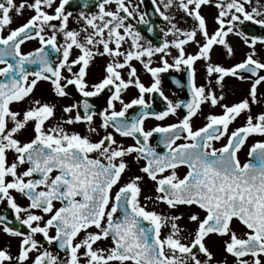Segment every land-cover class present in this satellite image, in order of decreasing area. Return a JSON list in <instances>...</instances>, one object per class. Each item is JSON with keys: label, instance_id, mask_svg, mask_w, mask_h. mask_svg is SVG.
<instances>
[{"label": "snow or ice", "instance_id": "obj_1", "mask_svg": "<svg viewBox=\"0 0 264 264\" xmlns=\"http://www.w3.org/2000/svg\"><path fill=\"white\" fill-rule=\"evenodd\" d=\"M76 3L74 14L73 0H0V235L17 241L14 253L0 247V264H264V108L252 111L264 34L243 27L264 30V0ZM230 36L243 56L214 61L217 48L235 57ZM198 64L206 83H197ZM169 70L184 74L171 82L186 99L165 95ZM226 78L247 83L246 95L224 103ZM41 83L51 99L34 95ZM206 105L220 111L194 127ZM213 237L223 259L208 246Z\"/></svg>", "mask_w": 264, "mask_h": 264}, {"label": "flooded vegetation", "instance_id": "obj_2", "mask_svg": "<svg viewBox=\"0 0 264 264\" xmlns=\"http://www.w3.org/2000/svg\"><path fill=\"white\" fill-rule=\"evenodd\" d=\"M70 11H73V13L75 14L77 11H79V6L76 3V0H73V4L70 6L69 8ZM91 10H94L91 9ZM212 12L213 9L210 8H205L203 10V14L208 18V23L210 25V29L212 27L213 24V19H212ZM28 16V13L25 12V14L23 16L20 17H14L13 23L11 25V27H16L19 24L23 23L26 19V17ZM211 20V22H210ZM69 27H76V24L74 21H70L69 22ZM245 31L249 32V33H254V34H264V30L260 29L259 26L256 25H252L251 22H246L245 25L243 26ZM230 42L233 44V46L235 47V51H236V55L233 59H228L231 63H233L236 60H239L244 52L246 51V49L243 47V45H241L238 41V38L235 36H230L229 37ZM154 43L156 41H153ZM38 46L36 44L35 41L31 42V43H25L24 47V51H29L32 48ZM219 49V48H217ZM217 49L213 52H217ZM220 50V49H219ZM189 51H192V48H189ZM104 61L100 58H97L95 64L93 65L91 74L89 79L90 80H94L99 74H100V70H101V66L103 65ZM231 63H226L225 65H230ZM224 64V63H223ZM199 65V64H198ZM197 65V69H198V73H197V83H206V81L202 80V77L204 76V72L203 69L201 68V66ZM139 67V66H138ZM141 75V79L145 84H148L150 82V77L146 74L143 73V71L140 72ZM172 77H176L177 79H181L183 81V77L184 74L183 73H176L173 70H169V72L167 73H163L162 74V80H163V91L165 93V95H167L170 99H177V98H181V99H186L187 98V90L186 89H180L177 88L175 85L172 84L171 82V78ZM228 84L229 88H224V95H225V100L223 101L224 103H233L236 102L237 100H239L240 98H242L243 96L246 95L245 89L248 87L247 83L244 82H240L237 81L233 78H226L224 81V84ZM46 85L44 83H41L38 85V87L35 90L34 95L36 97H40L42 99H44V97L49 99V95L47 93V91L45 89H43V86ZM219 93V91H217ZM135 94V90L134 89H130L129 92L127 93V95L125 96V99H129L131 98L133 95ZM260 95H261V103H264V86L261 87L260 90ZM74 97H72L71 95L68 98H65V102L69 103L71 102V100ZM94 103L97 105V108H100L104 105V98L100 97V98H94ZM14 107H24V105H16ZM154 110H160L162 108V103L159 99H157L153 105ZM262 108H264V104L259 105V106H254L252 111L253 113L258 112L259 110H261ZM209 111H213V112H218L220 111L218 108L217 109H210L207 105L204 107V111L201 113L200 116H198L197 118L194 119L193 124L194 127L195 126H199L202 122H203V116L204 114H206ZM175 117H171L169 120L165 121V123L168 122H174L175 121ZM243 120V117H241L240 119H238L233 125L232 127H236L238 126ZM157 123L156 121L153 120H149L148 124L152 125ZM77 130L79 131H83V126H77ZM28 133L25 132L24 136H27ZM24 138V137H22ZM258 137H253V140L257 139ZM131 141H126V143H130ZM252 142V140L249 141V144ZM219 146V145H217ZM247 148H245L244 150H242L239 154L241 161H245L246 159H248L247 155ZM137 169L135 166L132 167L131 172L130 173H126L125 174V179H127L128 175H131L132 173L136 172ZM184 169L181 168L180 169V173H183ZM123 182V181H122ZM151 188V182H148L145 185V193H148L150 191ZM20 203H23L22 199H19ZM143 202V201H142ZM149 207L151 208L152 205H149ZM4 205L0 204V209H3ZM164 206L161 205L159 208H157V211H161L163 210ZM16 244L17 241L15 239H11L8 237H5L3 235H0V247H4V246H9L10 245V250L14 253L16 251ZM221 245V243H219ZM212 248V246H211ZM217 249L216 246H213V250ZM221 252V248L220 251H216V256L218 258L219 254ZM231 258V257H230Z\"/></svg>", "mask_w": 264, "mask_h": 264}, {"label": "rangeland", "instance_id": "obj_3", "mask_svg": "<svg viewBox=\"0 0 264 264\" xmlns=\"http://www.w3.org/2000/svg\"><path fill=\"white\" fill-rule=\"evenodd\" d=\"M210 22H211V20H210ZM161 22L159 21V24H160ZM209 24V23H208ZM182 26H184V27H187V25H182ZM209 27H210V25H209ZM210 29V28H209ZM212 59L214 60V61H218V62H221V63H224V64H226V63H231L229 60H228V58H226V57H224V56H222L221 55V50H219V49H217V52H213L212 53ZM198 66H201L200 64L198 65ZM204 77V76H203ZM203 77H202V80H204L203 79ZM224 88H229V85L226 83V84H224ZM43 89H45L46 91H47V93H48V95H49V92H48V86L47 85H44L43 86ZM217 91H220L219 89H217ZM44 99H48V98H46V97H44ZM49 99H51V97H50V95H49ZM57 103H58V107L60 106V105H63V104H66V102H65V100L63 99V100H59V101H56ZM262 104H264V103H261L260 105H262ZM219 243H221V241L219 240V239H217V238H215V237H213L212 239H210L209 241H208V246L211 248V246H212V250H213V246H216L217 247V249H215V250H213L214 252H216V251H220V248H221V245L219 244ZM224 258V256H222V259ZM230 257H228V260H230L229 259ZM219 259V258H218Z\"/></svg>", "mask_w": 264, "mask_h": 264}, {"label": "water", "instance_id": "obj_4", "mask_svg": "<svg viewBox=\"0 0 264 264\" xmlns=\"http://www.w3.org/2000/svg\"><path fill=\"white\" fill-rule=\"evenodd\" d=\"M150 6V5H149Z\"/></svg>", "mask_w": 264, "mask_h": 264}]
</instances>
